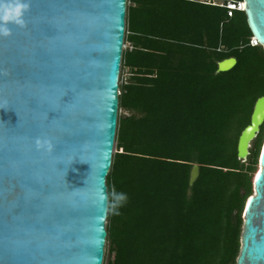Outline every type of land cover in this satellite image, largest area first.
Instances as JSON below:
<instances>
[{"label":"trees","instance_id":"1","mask_svg":"<svg viewBox=\"0 0 264 264\" xmlns=\"http://www.w3.org/2000/svg\"><path fill=\"white\" fill-rule=\"evenodd\" d=\"M129 3L128 76L119 87L127 113L106 178L107 264H235L264 123L244 161L237 141L264 95V49L250 43L243 10L227 15L199 0ZM228 57L235 65L217 71ZM113 188L129 196L119 214Z\"/></svg>","mask_w":264,"mask_h":264},{"label":"water","instance_id":"2","mask_svg":"<svg viewBox=\"0 0 264 264\" xmlns=\"http://www.w3.org/2000/svg\"><path fill=\"white\" fill-rule=\"evenodd\" d=\"M242 2L264 49V0ZM126 14L127 0H31L26 26L0 38V264H103ZM263 123L264 95L240 160ZM256 169L235 264H264V134Z\"/></svg>","mask_w":264,"mask_h":264},{"label":"clouds","instance_id":"3","mask_svg":"<svg viewBox=\"0 0 264 264\" xmlns=\"http://www.w3.org/2000/svg\"><path fill=\"white\" fill-rule=\"evenodd\" d=\"M31 6V0H0V38L9 37L12 34L10 25L18 27H25L27 20L26 13ZM38 149L47 148L51 149V144L48 141H41L39 138L36 141ZM111 207L114 214H119V209L123 207L129 196L124 191H116L115 188L110 193Z\"/></svg>","mask_w":264,"mask_h":264},{"label":"built area","instance_id":"4","mask_svg":"<svg viewBox=\"0 0 264 264\" xmlns=\"http://www.w3.org/2000/svg\"><path fill=\"white\" fill-rule=\"evenodd\" d=\"M200 2L203 3H208V4H212V5H218V6H223L227 9V15H231L232 12L234 10H242V4L243 2L240 1H236V0H199ZM128 33L127 29L125 30V35ZM128 42L126 40H124V45H123V49H125L126 44ZM250 43L252 45L257 44L258 42L254 39V37H251ZM120 93V91H119ZM114 151H115V146H114Z\"/></svg>","mask_w":264,"mask_h":264},{"label":"rangeland","instance_id":"5","mask_svg":"<svg viewBox=\"0 0 264 264\" xmlns=\"http://www.w3.org/2000/svg\"><path fill=\"white\" fill-rule=\"evenodd\" d=\"M129 4H130L129 0H127V7ZM125 38H126V35H125ZM129 47H130V44L127 43L125 49H123V52L124 50L129 49ZM127 76H128V68L126 66H123V62H122L121 68H120V74H119V87L121 84H124V82L127 80ZM126 113L127 112L124 109H119L118 118L120 116H124ZM109 257L110 256L107 253V244H105V254H104L103 264H107L108 260L110 259Z\"/></svg>","mask_w":264,"mask_h":264},{"label":"bare ground","instance_id":"6","mask_svg":"<svg viewBox=\"0 0 264 264\" xmlns=\"http://www.w3.org/2000/svg\"><path fill=\"white\" fill-rule=\"evenodd\" d=\"M242 6V9H244V3L241 5ZM259 170V168H257Z\"/></svg>","mask_w":264,"mask_h":264}]
</instances>
